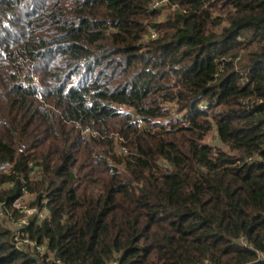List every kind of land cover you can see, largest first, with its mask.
<instances>
[{
	"label": "trees",
	"instance_id": "obj_1",
	"mask_svg": "<svg viewBox=\"0 0 264 264\" xmlns=\"http://www.w3.org/2000/svg\"><path fill=\"white\" fill-rule=\"evenodd\" d=\"M155 1L0 0V264H264V0Z\"/></svg>",
	"mask_w": 264,
	"mask_h": 264
},
{
	"label": "built area",
	"instance_id": "obj_2",
	"mask_svg": "<svg viewBox=\"0 0 264 264\" xmlns=\"http://www.w3.org/2000/svg\"><path fill=\"white\" fill-rule=\"evenodd\" d=\"M166 3L167 0H156L153 3L152 8L153 9L159 8ZM150 36L151 39H155L157 37V33L154 31H150ZM173 117L174 119H180L181 115H179L178 113H174ZM11 169H12V164L10 163H3L0 165L1 172L9 173ZM31 176L33 179H37L38 176L37 170H35ZM11 187L13 186L11 185ZM25 196L27 197L28 195ZM26 197L18 199L14 204V208L18 209L22 214L25 215V217L21 221L15 222L14 220H12L9 213L7 215L5 214L4 211H2L0 206V224L11 226L10 229L14 232V239L17 242L18 249L22 250L28 248H35L39 253L45 254L46 253L45 247L37 245L36 243L31 241V239H29L28 236L23 237L20 230L28 225V221L31 216H37L39 220L42 221L47 216L48 210L46 207H44L42 210H38L35 207L30 208L29 205H25L24 203ZM53 260L54 258L52 256H48L47 262H51ZM56 264H62V263L60 261H56Z\"/></svg>",
	"mask_w": 264,
	"mask_h": 264
},
{
	"label": "rangeland",
	"instance_id": "obj_3",
	"mask_svg": "<svg viewBox=\"0 0 264 264\" xmlns=\"http://www.w3.org/2000/svg\"><path fill=\"white\" fill-rule=\"evenodd\" d=\"M163 18H164V17L162 16V19H163ZM207 143L210 144V145H213V146L222 147L220 141H219L218 138H217L216 132H214V133L211 135V137L208 138ZM33 199H34L33 196H29V197H27V198L25 199V202H24L25 205H29V206H30V204H31L30 201L33 200Z\"/></svg>",
	"mask_w": 264,
	"mask_h": 264
}]
</instances>
